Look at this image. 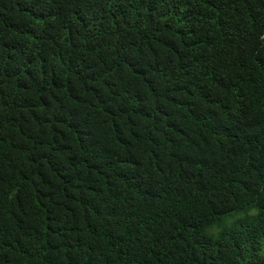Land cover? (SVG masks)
<instances>
[{
	"label": "trees",
	"instance_id": "trees-1",
	"mask_svg": "<svg viewBox=\"0 0 264 264\" xmlns=\"http://www.w3.org/2000/svg\"><path fill=\"white\" fill-rule=\"evenodd\" d=\"M0 264H264V0H0Z\"/></svg>",
	"mask_w": 264,
	"mask_h": 264
}]
</instances>
